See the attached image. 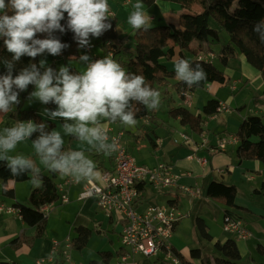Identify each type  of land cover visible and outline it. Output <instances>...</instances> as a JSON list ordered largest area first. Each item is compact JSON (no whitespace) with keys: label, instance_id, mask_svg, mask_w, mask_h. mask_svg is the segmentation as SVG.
<instances>
[{"label":"clouds","instance_id":"1","mask_svg":"<svg viewBox=\"0 0 264 264\" xmlns=\"http://www.w3.org/2000/svg\"><path fill=\"white\" fill-rule=\"evenodd\" d=\"M133 7L128 24L135 30H147L151 17L142 11V0H137ZM65 14L66 24L62 25ZM109 15L108 0H0V39L12 57L0 61L7 70L0 75V113L18 106L20 93L27 92L31 85L34 91L26 99L37 100L42 105L54 104L55 110L44 108L43 114L50 120L62 119L65 135L106 156L117 151L119 144L116 138L108 136L105 122L135 126L134 104L152 110L160 105V93L142 75L127 72L111 55L92 60L87 54L79 57V62L86 65L82 72L73 73L67 66L56 71L46 67V60H41L39 65L30 63L13 75L15 64L22 57L35 60L45 54L59 56L70 47L61 43L56 32L70 31L79 49H90L91 38H100L111 30ZM261 28L264 20L254 31L260 32ZM38 34L45 38H37ZM175 72L176 78L188 86L207 78L200 64L193 68L186 59L175 63ZM48 127L46 123L28 120L0 130V161L6 163L13 176L27 172L31 173L34 187L43 183L33 159L9 155L20 142L32 140L34 133H39L32 140L35 154L49 172L69 177L76 183L98 175L95 162L84 150H65L61 132L46 131Z\"/></svg>","mask_w":264,"mask_h":264},{"label":"trees","instance_id":"2","mask_svg":"<svg viewBox=\"0 0 264 264\" xmlns=\"http://www.w3.org/2000/svg\"><path fill=\"white\" fill-rule=\"evenodd\" d=\"M179 4L186 12L180 15L178 25L166 24L154 27H148L147 30H135L133 49L126 47V40L121 38L117 31L116 19L109 16L112 24L111 30L104 33L100 38H91L93 47H101L106 53H113L115 56H120L126 53L129 56L123 61L122 67L129 73L142 75L148 84L159 93L162 89H167L170 80L176 77L175 72L168 70L162 60L170 61L175 56V48L180 49V59H185L184 51H189L197 54L202 51L205 54L209 52L215 53L218 57V63L221 68H227L229 63L238 56H244L248 64L260 72L264 81V42H261V33H264V28L260 32L254 31V28L264 20V0H161ZM156 0H142L147 6H152ZM198 5L200 11L192 13L193 5ZM213 18L219 25L220 30L226 32L229 40L226 43L221 42L218 29H213L210 25V19ZM65 20L61 21L62 25L66 24ZM55 35L61 40V43L70 45L67 49L62 50L61 54L64 59L79 61L80 55L87 54L86 49H79L74 34L66 31L61 34L56 32ZM40 39L45 38L44 35H39ZM198 44V50L192 48V44ZM220 45L218 50L214 46ZM201 53V54H202ZM196 55V56H197ZM90 56V55H89ZM11 54L7 52L3 45V40L0 39V61L11 60ZM42 60V56H38L33 60L29 57H22L19 62H16L13 69V75L28 66L30 63H36ZM193 68L196 64H200L207 74L205 81L200 84L188 86L183 81H178L173 85V88L184 99L186 92L194 91L196 88H204L210 83L217 82L221 85H227L230 79L212 62L200 60L198 57L190 62ZM55 70V65H49ZM6 68L0 62V75L6 74ZM43 71V70H41ZM34 90V86H29L27 92L20 93L21 103L18 106H13L9 111L13 119L17 121L33 120L36 123H46L48 128L46 131L55 129V123L44 118L34 108L24 107L29 93ZM264 98V89H263ZM221 106L216 99L210 100L202 110V114H194L186 106H179L170 109L168 115L179 122L183 127H189L193 132L202 133L204 126L210 121V118L218 113V108ZM54 104L46 105V108L55 110ZM135 119L149 120L153 122L155 128L158 124L155 123L156 115L154 110H149L142 104H134ZM159 126V125H158ZM39 133H34V140ZM238 138L237 156L241 161L252 160L257 161L264 168V121L262 117L250 116L241 123L239 130L236 133ZM32 140H30L32 142ZM150 144L155 145L154 140L150 137ZM65 149V145H64ZM197 152H195L196 154ZM30 171V170H29ZM42 177V185L31 191L29 202L30 206H16L20 210V215L25 224L36 229L34 236L21 235L12 242L14 247H19L22 244H32L36 239L42 238L46 225L47 217L41 211L45 205H50L58 202L59 190L55 184L53 177L40 172ZM0 179L4 184L3 195L8 198H14V191L8 190L7 186L10 182L23 183L31 181V173H22L20 176H13L10 170L6 167L4 161H0ZM142 195L146 190L147 185L138 187ZM257 194L264 195V182L261 187L255 191ZM238 190L235 186H229L224 181H211L206 190V197L209 199L221 201L225 207L240 208L236 204ZM205 196V194L203 193ZM177 201H170V205H175ZM229 214V210L226 211ZM230 215V214H229ZM198 228L202 236L207 240H212V236L207 232V227L202 219L197 220ZM74 239V247L82 250L86 247L91 230L87 228H79ZM215 256H206L200 249L191 251V257L194 259H202V264H245L242 262V256L239 251L236 240L230 238L224 243L216 242L214 244ZM259 251L264 255V248H259ZM102 262H109L112 258L110 253H101ZM179 257V256H178ZM203 257V258H202ZM180 258V257H179ZM181 260V259H180ZM182 261V260H181ZM91 264H101V262L93 261ZM249 264H264L256 263L255 261Z\"/></svg>","mask_w":264,"mask_h":264},{"label":"rangeland","instance_id":"3","mask_svg":"<svg viewBox=\"0 0 264 264\" xmlns=\"http://www.w3.org/2000/svg\"><path fill=\"white\" fill-rule=\"evenodd\" d=\"M137 3L136 0H108L109 9L112 11L113 14H115V19L117 22V31L121 38H124L126 40L127 48L133 49L134 46V34L135 29H133L128 24V17L131 14L132 11H134L133 5ZM172 13L173 14H183L186 11H183L182 8L177 4H170ZM144 7L142 11H144L148 16H157L162 18V13L157 11V8L155 7H149L143 3ZM198 7V11H200V7ZM169 10V9H167ZM161 20V19H160ZM157 19L155 22H150L148 27H154V26H160V25H166L164 21H160ZM210 25L213 29L220 30V27L218 23L211 18L210 19ZM220 37L221 42L226 43L229 40V36L226 32L223 30H220ZM93 46V45H92ZM96 48V49H95ZM220 48V45L214 46L215 50H218ZM93 55H99L100 59H103L106 56L111 55L113 59H115L118 63L121 64V58L118 56H113L111 53L102 52L99 47H93L92 52ZM128 55V54H126ZM185 57L187 56L188 61L194 60L195 56L189 51H184ZM129 56V55H128ZM98 57V56H97ZM46 57L43 55L42 60H45ZM234 60H232L233 62ZM235 65L234 69H236V78H240L241 76V69L236 68V65H238L237 62H233ZM165 64V63H164ZM169 68H173L175 66V62L169 63L167 62ZM215 65L217 67H220L218 62H215ZM61 66H67L69 67L70 71L74 72L73 68L77 72H82L84 70V67H86L85 64L80 63L79 61H72L67 59H59L56 62V71ZM221 68V67H220ZM175 70V68H174ZM177 79V78H176ZM179 80V79H177ZM245 80V79H243ZM217 82L210 83L206 85L204 88H196L192 93V107L191 111L194 114H199V112H202L203 107L212 99H216L214 97L213 91L210 90L211 87H218V93L217 98L221 100V102H225L224 105H227L230 107V112H223L221 113L217 119H211L208 122L207 130H209L207 133L208 136L211 139V144L215 142V137L218 134H225L227 137H233L236 135L237 131L239 130V127L241 123L246 119L247 117L252 116L254 107L256 105L255 98H257V95H253L251 92L250 87L243 86L239 87L240 89L233 90L231 84L229 85H221ZM237 86V85H236ZM34 91V90H33ZM172 92V91H171ZM263 93V90L261 91ZM175 93L174 91L172 92ZM161 96V95H160ZM170 98V96L168 97ZM244 102L247 107H240L237 109L240 103ZM185 105L181 99L178 97H174V101L171 100H164L160 97V105L157 109H155V115H156V121L155 123L158 124L155 128L154 126V135L158 136L162 141V146L158 148H153L150 144V141L148 138L145 137L143 134L148 130V127L145 126L142 120H138L135 126H125L119 122L116 123H108L114 130L117 132H124L125 137L124 140L126 142V145H129L132 154L134 155L136 161L138 164H144L147 167H154L159 164H175L177 162V159L180 158V153L178 152L179 144H174V142L181 141V136L185 133H182L180 128H178L179 124H176V122L168 115V112L170 109L174 107H179ZM244 105V104H243ZM24 107L26 108H35L38 112H44V108H46V105H42L37 100H28L25 102ZM152 110V109H149ZM45 116V115H44ZM47 117V116H46ZM263 121H264V117ZM52 122L55 123V127L57 131H60L62 136L65 140V146L66 148H79L80 150H91L87 147V145L81 144L79 141L74 140L72 137H69L63 133L62 130V124L64 121L60 118H57L56 120H52ZM132 134H134L137 138L140 137V135L143 134L142 140H140L139 147L137 145L135 146L137 140L134 142L132 141L133 137ZM153 135V133L150 134V136L155 139L156 137ZM215 135V136H214ZM224 136V135H223ZM136 138V139H137ZM27 143H30L29 141ZM181 144V143H180ZM177 146V147H176ZM238 147V144H237ZM231 153L229 154V158L233 160V163L230 166V169H232V173H228L224 177V181L229 186H235L238 190L237 198H236V204L241 207H245L248 209H251L254 211L255 215H252L247 212H243V210H235V214L241 218V220L245 223L247 227L252 231L253 236L249 239V248L251 249L252 255H250L255 260H261L262 256L259 253V246L257 244L258 238H263V245H264V195H257L254 194V190L256 188H260L262 183L264 182V168L259 165V171H256V168L253 163H258L252 160H244L241 163V160L237 156L236 152V146H228V148ZM87 155V153H85ZM221 155L222 158L218 162L213 163L215 166L216 164H222L225 163L226 158L222 154H216ZM34 156V155H31ZM90 159H92L94 162L93 156H88ZM205 157H207L209 162L213 159L212 155L206 154ZM105 160L108 161V156L104 155ZM35 161L40 164L39 158L35 157ZM229 164V160H228ZM221 168V167H219ZM41 169L45 170V172L49 171L41 164ZM209 169V167H208ZM215 180L217 181H223L222 177L215 176ZM252 178V180H251ZM214 179L211 177H208V179H205V183L201 184L203 192L205 194L204 198L202 199V202L199 203L195 201H190L189 198L185 195H180V204H181V210L188 216L184 218V220L180 223L177 229V232L174 233V237L172 242L177 245V250L182 253L185 258H189V254L194 249H200L206 256L214 257L215 250H214V243L212 241L205 239L197 225V220L202 219L204 220L207 232L210 236H212L216 241H224L225 238H230L226 235V233L223 230V216L224 211L227 210L224 206V204L221 201L208 199L206 197V190L208 184ZM199 182H201V179H199ZM24 196V195H23ZM174 196V194L171 195H164L162 192L153 191L152 188H148L146 191V197L144 199V204L146 205H167L168 201L171 200ZM0 197L2 200H6L7 202H10L9 199L2 198V195L0 194ZM25 198H27V193H25ZM9 206V205H8ZM67 205H57L54 208H52L51 211L47 212L46 215L48 216V221L46 225V232L44 239H53L57 240L60 243H64L68 238H72L75 236V231L73 226L74 220L77 217L78 211H79V204H75V206L72 209H69ZM17 217V216H16ZM15 217V219H17ZM115 217L119 220V216L115 215ZM238 217V218H239ZM81 221V217L78 219L77 224ZM81 224V222L79 223ZM78 224V225H79ZM261 225V226H260ZM258 226V229L255 227ZM104 237V236H103ZM100 241L93 240L91 242V245L85 249V252L83 253V258L87 261L88 259H98V252L100 249L103 248H109L110 244L106 238H101ZM118 246L117 240L115 241L114 247L116 248ZM2 249H6V246H1ZM74 252V258L77 262H80L82 256L81 252L77 250H73ZM69 253V252H67ZM67 254H64L65 256ZM70 255V253H69ZM71 257V255H70ZM57 258H61V255H57ZM164 258V256H163ZM258 258V259H257ZM140 259V258H139ZM65 261V260H64ZM151 262H154L152 259ZM243 262H246L244 260ZM111 264H118L117 259L115 258ZM167 264H174L172 260H168Z\"/></svg>","mask_w":264,"mask_h":264},{"label":"crops","instance_id":"4","mask_svg":"<svg viewBox=\"0 0 264 264\" xmlns=\"http://www.w3.org/2000/svg\"><path fill=\"white\" fill-rule=\"evenodd\" d=\"M168 3L171 4V2L156 0V2L152 6H149V7L157 8L158 12L163 11L162 18L157 17V16H151V19H150L151 23L155 22L157 19H159V20L161 19L160 21H164L166 24H173L176 26L178 25L180 16H178L179 14L175 15L172 13V10H170V9H171V6H173V5H169ZM172 4H176V3H172ZM177 5H179V4H177ZM197 6L198 5H196V4L193 5V7L191 9L192 13L199 12ZM167 9H169V10H167ZM182 10L186 11L184 9H182ZM110 13H112L111 10H110ZM112 17L115 18L116 17L115 14L112 13ZM126 47H127V44H126ZM192 48L198 50V44L193 43ZM99 49H101V47H99ZM101 51L104 53V51L102 49H101ZM201 53H202V51H200L198 53V55L192 53L195 56L194 59H196V57H199L200 55H208L212 52H209L208 54H205L204 52L202 54ZM111 54L113 56H115L113 53H111ZM99 55L100 54H98L96 56L99 57ZM179 55H180V49L177 47V48H175V56L170 61L162 60V62L165 63L168 70L175 72V70H174L175 66L173 68H169L167 62H169V63L175 62L176 63L180 59ZM44 56L46 57L45 60L47 61L46 67L49 65H55V69H56L57 60L63 59L62 55L51 56L49 54H45ZM119 57L121 58V60L124 61L128 57V55H126V53H122V55H120ZM216 57H217V55H216ZM185 59L188 61L187 56ZM233 60H234L233 62L238 63V65H236V68L241 69V76L238 79L236 78V71L237 70L234 69L235 65H233L234 63L231 61L227 68H221L222 71L226 74V76L230 79L229 84L233 85L232 88L234 86L236 87L233 90H236L237 88L240 89L239 87H243V86L250 87L252 94L254 96L257 95V98H255L256 105H255L253 113L251 115L264 117V98H263V93L261 92L264 89V81L262 79L260 72L257 71L256 69H254L250 64H248V62L246 61L244 56H238L236 59H233ZM217 61H218V57L215 60H213L212 63L215 64V62H217ZM189 63H190V61H189ZM73 70H74V72L77 73V71H75L74 68H73ZM175 74H176V72H175ZM243 79H245V80H243ZM178 81H181V80H177L176 77L173 78L172 80H170V84H169L168 88L162 89V91L160 92V95H161L160 97L163 98L164 100L174 101V97L176 96L179 99H181L183 101V103L185 104V97H184V99H182L179 96V94L176 92V90L173 88V85ZM229 84H227V85H229ZM218 89H219L218 87H214V86L210 88V90L213 91L214 97L216 98V100H218L220 102V104H225V102H221V100H219L217 98ZM171 91L172 92L174 91L175 93L173 94ZM191 92L192 91H188V92H186V94L189 93L191 96V99H192V93ZM169 96H170V98H168ZM183 106H186L190 110L192 107V102H191V107H189L186 104ZM241 106L247 107L246 104L244 102H242L239 104L237 109H239ZM38 113L40 115H42L44 118L48 119V117L44 116V114L42 112H38ZM199 114H202V112H199ZM142 121L145 124V126L148 127V130H149V131L144 132L143 134L145 135L146 138L150 139V137H151L150 134L153 133V135H154V124H153V122L149 121L148 119L142 120ZM174 121L176 122V124H179L178 121H176V120H174ZM15 123H16V121L13 119L10 112L0 113V130H2L5 127H11ZM158 125H159V123H158ZM178 126H179L178 128H180L182 133H185L184 135H186V137L181 136L182 139H181V141H179L181 144L178 142H174V144H179V147H177V146L176 147L178 148V152L180 153V158L177 159V162H175V164H167V165H171L174 168V172H176V173H185V172L191 173L190 177L184 176L180 180V184L181 185H193V186L198 185L199 187L202 188L203 185H201V184H204L205 179H208V177H211V178L214 177V179L212 181H217V180H215L216 179L215 176L222 177V179L224 181L225 175L228 173H232V169H230L229 165H231L233 163V160L231 158H229V154L231 153V151L227 148H228V146H232V147L236 146V152H237V144H239V143H229L226 146L225 150L219 149V150L211 151L207 147L199 149L196 153L197 157L207 158V157H205L206 154L213 156L212 157L213 159L211 160V162H209L210 159L207 158L208 164L206 166H202L197 161V159L191 160V159H189V156L192 154H195L197 146H199V147L201 146L203 137L207 136L208 137V145L210 147L216 148L215 146H216V142H217V137L223 136L227 133L216 135L215 142H213L211 144V139L207 134V133H209L208 132L209 130H207L208 123L205 124L204 131L202 133L193 132L191 129H189V127L188 128L183 127L180 124ZM105 128L110 129V132H109L110 134L117 133V131L114 130L106 122H105ZM55 129H56V127H55ZM123 134H124V132H123ZM143 134L140 135L139 138H137L134 134H132V137H133L132 141L134 142L135 140H137L135 146L137 145V147H139L140 140L144 139ZM154 136L156 137L155 139H153L152 137L151 138L154 140L156 146H153V145H151V146L156 149L159 146L160 147L162 146V141L158 136H156V134ZM124 137H125V134L123 135V141H124V144L126 145ZM28 141L30 143H27ZM126 146L130 149L129 145H126ZM65 150H80V149L77 148L76 146H75V148L74 147L73 148H66V146H65ZM130 151H131V149H130ZM85 153H87V156H93L94 157L96 170L98 173V175L95 176L94 178H92L91 180H94L96 183L100 184L101 183V175H102L103 171L113 170L115 168V165L113 162V154L111 156H108L109 158L107 161V160H105L103 153H98L94 150H86ZM216 154L224 155L226 158L225 163L216 164L214 166L213 163L218 162L222 158L221 155H216ZM9 155L10 156L23 155L24 157L31 158L34 161H35V157H37L35 154V150L32 146V142L30 140H25V141L20 142L16 146V148L12 152L9 153ZM31 155H34V156H31ZM228 160H229V164H228ZM255 162H257V161H255ZM35 163H36L37 167H39L40 172H42L43 174L48 175L50 177H53V180H54L55 184L57 185L58 190H59V186H62V188H63V192H61L59 190L60 199L58 200V202L50 204V205H45L41 208V211L45 215L47 212L51 211L52 208H54L55 206H57L59 204H61V205L69 204V206H67L69 209H72L75 206V204H79V211H78L77 217L73 223V226L76 225L74 228L75 236H73L72 238H68L64 243H60L57 240H53V239H48V238L44 239L43 237L45 236V232H46V228H45V231H44L42 238L36 239L32 244H22L19 247H14L12 245V242L14 240L19 238L21 235L34 236L36 234V229L25 224L24 221L22 220V218L19 217L18 215H11V214H8L6 212H0V264H36L39 259H46V258H50V257L54 258L53 262L51 264H91V262H93V261L101 262V264H111L115 258L117 259L118 264H167L168 260H170V259H167L165 257V254H163V253H160L158 256H154V257H146L142 254H134L128 248L123 247V245L121 243V238H120V234H121V231L123 229V225L115 217V214L112 216H107L98 207L96 200L94 198H90V199H86V200L80 199V194L83 191L86 180H83V181L79 182L78 184H75V183L71 184L68 182V181L72 180L71 178L62 177L59 174H55V173H51V172H49V173L45 172V170L41 169V164H39L36 161H35ZM241 163H243V162L241 161ZM253 164L256 168V171H259L260 170L259 169L260 164L259 163H253ZM141 165H144V164H141ZM144 166H146V165H144ZM208 167H209V169H208ZM219 167H221V168H219ZM221 170H224L225 173H220ZM199 179H201V182H199ZM251 180H252V178H251ZM35 188H37V187H34L30 181L23 182V183L10 182V184L7 186V189L14 191V198H8V197L3 195L4 184H3V181L0 179V194L2 195V198L4 197V198L10 200V202H7L6 200H2L0 197V202L5 204L6 206L9 205V206H13V207H16L19 205L30 206L29 197H30L31 191ZM148 188H150V187L147 186L146 190L141 195V201H140V205H139L141 210H144V208L149 206V205L144 204V199L146 197V191ZM178 190L179 189L176 188V189H172L169 191L166 190V191L162 192L164 195L174 194L176 196H174L171 200H169L167 205H162V204H159V205L160 206H170V204H169L170 201H177V203L174 205V207H176L180 212L184 213L181 210L180 195H185V196H187V198H189L190 201H195L198 203H199V201L201 203L202 199L204 198V195L200 198H192L189 195L183 194V193H181L180 190L179 191ZM256 190H258V188H256L254 190V194H257L255 192ZM153 191H155V190H153ZM202 191H203V189H202ZM25 193H27V198H25ZM63 194L68 195L69 201L67 203H64L61 201V195H63ZM257 195H261V194H257ZM238 207H240V208H232V209L231 208L228 209L227 207H225V208L227 210H229L230 215H232L233 217H236V218L239 217L238 214L237 215L235 214V210H237V209L243 210V212H247V213H250L252 215H255L254 211L251 209L241 207V206H238ZM227 210L224 211V216L227 214L226 213ZM15 217L17 219H15ZM46 217H47V221H48V216L46 215ZM80 217H81V221H80L81 224H79L80 223L79 222L78 223L79 225H78L77 221ZM239 219H241V218L239 217ZM183 220L184 219H182L177 224L174 233L177 232V229L179 228L178 226L180 225V223ZM255 227L258 229V226H255ZM79 228H87V229L91 230V235H90L89 241H88L86 247L83 248L82 250L76 249L74 247V239L78 235L76 230ZM247 228L249 229V227H247ZM226 235L228 237L232 238L230 235H228V234H226ZM174 236L175 235H173V237ZM100 237L106 238L110 244V247L100 249V251L98 252V259L93 258V259H88L86 261L83 258V253L85 252V249L91 245V242L93 240H96L97 242L100 241L101 240ZM173 237L171 239V245L173 247V253L175 254V256L177 258L180 257L179 259L182 260L183 264H202V259H194L191 257V254H189V258H185V256L177 250V245L172 242ZM230 238H228V239H230ZM228 239L225 238L224 241H222V242L219 241V242L224 243ZM116 240L118 242V246L115 248L114 245H115ZM211 241L214 244L216 242H218L214 238ZM249 241L250 240L236 241L238 248H239V251H240L241 256H242V262L244 260H246V262H243V263L249 264L253 261H255L256 263H264V255H262L260 253V251H259V253L262 256L261 260H255L250 256V255H252V253H251V249L249 248V243H248ZM257 241H258L257 244H258L259 248H261V247L264 248L263 238L260 237V238H258ZM55 242H58L60 244L59 250L56 253V255H54V253H53ZM1 246H6V249H2ZM74 249L81 252L80 254H81L82 258H81L80 262H77L74 258V253H73ZM67 252L70 253L71 257L69 255V253H67ZM101 253H110L112 255L111 260L109 262H102ZM64 254H67V255L63 256ZM57 255H61V258L60 259L57 258ZM67 256L70 257V261H67V259H66ZM163 256H164V258H163ZM124 258H125V260H124ZM152 259L154 260V262H151Z\"/></svg>","mask_w":264,"mask_h":264},{"label":"built area","instance_id":"5","mask_svg":"<svg viewBox=\"0 0 264 264\" xmlns=\"http://www.w3.org/2000/svg\"><path fill=\"white\" fill-rule=\"evenodd\" d=\"M109 16L112 17V13ZM92 49L93 46L90 49H86L90 58L92 60L100 59L91 53ZM198 58L206 62H213L217 57L214 53H210L208 55H200ZM235 88L234 86L233 89ZM191 102V96L187 93L185 95V104L191 107ZM223 112H230V107L221 104L218 108V113L214 114L210 120L217 119ZM106 130L108 136L116 138L119 144V149L112 153L115 168L103 171L100 184L91 179L86 180L80 199L94 198L98 207L107 216L114 214L119 216V222L123 225L120 234L121 243L123 247L128 248L132 253L142 254L146 257H154L163 253L174 264H183L173 253L171 239L177 224L186 215L174 205H149L144 210H141L139 207L141 194L138 187L145 184L158 192L177 188L181 193L192 198L202 197V188L198 185H181L180 180L184 176L190 177L191 173H176L171 165L159 164L150 168L138 164L130 149L124 144L123 132L110 134V129ZM182 137H186V135L183 134ZM109 142L111 143V139ZM229 143H238L236 135L233 137H227V135L217 137L216 148L208 145V137L206 136L203 137L201 146L196 147V152L205 147L211 151L225 150ZM189 159H197L202 166L208 164L207 158H199L196 154L190 155ZM220 173H225V171L221 170ZM68 182L78 184L73 182V180ZM59 190L63 192L62 186H59ZM61 201L67 203L69 201L68 195H61ZM0 212L21 217L20 210L17 207L6 206L1 202ZM223 230L236 241H247L253 236V233L241 219L229 214H226L223 218ZM59 247L60 244L55 242L54 255L58 252ZM53 259L51 257L39 259L37 262L38 264H51ZM66 259L70 261L69 256Z\"/></svg>","mask_w":264,"mask_h":264}]
</instances>
